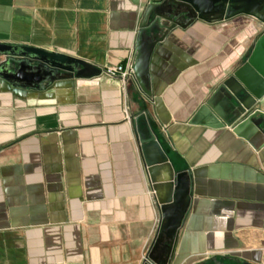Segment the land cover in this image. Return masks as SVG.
<instances>
[{"label": "crops", "instance_id": "obj_1", "mask_svg": "<svg viewBox=\"0 0 264 264\" xmlns=\"http://www.w3.org/2000/svg\"><path fill=\"white\" fill-rule=\"evenodd\" d=\"M149 0H0V44L101 74L25 99L0 91V264H145L161 221L135 119L146 111L191 204L169 264H264V132L191 121L263 28L246 16L174 29L152 97L102 70L131 65ZM199 121V122H198Z\"/></svg>", "mask_w": 264, "mask_h": 264}, {"label": "water", "instance_id": "obj_2", "mask_svg": "<svg viewBox=\"0 0 264 264\" xmlns=\"http://www.w3.org/2000/svg\"><path fill=\"white\" fill-rule=\"evenodd\" d=\"M238 16L256 20L263 33L253 49L229 70L191 123L211 113L215 122H206L208 126H226L237 133L241 127L252 125L264 132V0H149L138 26L132 63L142 94L148 99L152 97L151 57L156 46L174 29L186 28L196 20L212 23ZM100 74L97 67L70 56L35 47L0 44V91L20 99L52 94L63 87L70 88L72 94L77 81ZM134 124L161 210L157 235L145 264H169L190 209V174L173 170L146 111L137 116Z\"/></svg>", "mask_w": 264, "mask_h": 264}, {"label": "built area", "instance_id": "obj_3", "mask_svg": "<svg viewBox=\"0 0 264 264\" xmlns=\"http://www.w3.org/2000/svg\"><path fill=\"white\" fill-rule=\"evenodd\" d=\"M102 72L109 79H118L124 89L134 79V72L131 65L108 66Z\"/></svg>", "mask_w": 264, "mask_h": 264}, {"label": "rangeland", "instance_id": "obj_4", "mask_svg": "<svg viewBox=\"0 0 264 264\" xmlns=\"http://www.w3.org/2000/svg\"><path fill=\"white\" fill-rule=\"evenodd\" d=\"M257 245H259L264 250V235H260L256 237Z\"/></svg>", "mask_w": 264, "mask_h": 264}]
</instances>
